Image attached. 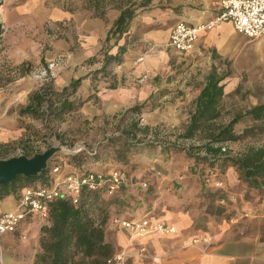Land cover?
<instances>
[{"label":"rangeland","instance_id":"obj_1","mask_svg":"<svg viewBox=\"0 0 264 264\" xmlns=\"http://www.w3.org/2000/svg\"><path fill=\"white\" fill-rule=\"evenodd\" d=\"M126 1L0 0V158L31 157L53 148L48 167L59 165L69 170L71 150L81 146L85 152L96 153L95 162L85 161L87 167L104 171L124 168L134 178L124 188L123 196L118 197L121 203L112 205V215L125 210L128 211L124 215L134 217L155 215L156 219L174 226L177 233L180 228L177 229L176 223L185 218L193 228L207 232L202 237H209V232L223 227L237 237L245 228L251 229L255 221L264 227V186L262 192L248 188L238 181L231 169L224 175L226 180L209 175L202 186L201 166L195 170L193 159L186 154L198 152L196 147L202 141L199 135L183 137L195 98L214 65L216 75L224 76L220 84L224 85L223 104L228 114L221 119L225 121L236 112L244 113L251 106L264 102V48L252 46L249 50L248 47L251 46L249 42H257L261 37L241 35L242 66L236 64L234 55L215 56L202 46H195L188 53L169 50L160 43L142 39L143 33L153 27L150 15L155 18L157 9L162 8L166 22L169 15L181 9L166 10L162 5L166 0H157L151 7L140 9L139 17L133 19L130 30L137 38L128 46L126 57L133 68L146 62L153 68L151 71L145 65L135 78L138 81L140 76L147 74L137 85L141 87L149 79L152 86L146 99L114 113H94L102 103L99 97L83 105L81 96L86 93L82 88H77L72 95L63 89L71 80L89 72L87 60L98 54L103 41L101 34L93 33V27L97 31V26L86 19L97 18L101 28L108 29L118 12L116 6ZM162 25L159 23V27ZM140 57L142 59L137 61ZM113 84L110 82L108 86ZM44 88L63 92L69 100L81 105L76 111L63 115L61 120H56L53 112L46 114L45 102L38 117L21 113L20 109L29 102L31 95ZM95 90L96 85H91L94 96ZM256 124L257 121L244 116L235 129L240 133ZM147 142H154L158 147L123 149L125 144ZM171 143L183 146V151L162 149ZM222 146L232 155L246 151L249 146L264 148V132ZM139 178H149V181H142L140 185L136 181ZM23 186H18L11 195L17 196ZM215 188L225 192V200L215 196L211 200L204 195V190ZM17 237L20 239L18 234ZM25 242L24 252L36 251L38 240L34 245L28 240ZM120 249L126 248L115 247V252ZM6 256L4 251V264H12Z\"/></svg>","mask_w":264,"mask_h":264},{"label":"trees","instance_id":"obj_2","mask_svg":"<svg viewBox=\"0 0 264 264\" xmlns=\"http://www.w3.org/2000/svg\"><path fill=\"white\" fill-rule=\"evenodd\" d=\"M151 5L152 0H127L125 3L116 6L119 10L118 15L111 21L106 30L98 54L87 60V63L101 61V66L90 72L92 78L105 79L111 76L112 68L125 61L128 46L137 38L136 34L131 32L130 25L133 19L137 17L140 9L149 8ZM100 15L103 16L102 12ZM215 68L205 76L204 84L195 98L194 110L190 115L189 124L183 132L185 138L199 135L202 143L196 147L198 152H186V154L193 159V163L196 165L193 167L195 170L196 167L201 166L199 178L202 186L205 185V180L209 178V175L219 177L220 180L222 178L226 180L224 175L231 169L232 172L235 171L241 184L262 192L264 186V148L249 146L246 151L232 155L223 148L222 144L239 141L245 136L264 132V102L251 106L244 113L236 112L225 121L221 119L223 115L228 114V111L224 110L223 104L224 85L220 84L224 76H217ZM82 77L71 80L63 88L69 91L68 95L76 92ZM56 96L57 98H55ZM45 97L47 99L44 100ZM44 102L46 103V114L53 112L56 120H61L63 115L76 111L82 103H74L63 92L44 88L35 91L29 102L20 109V112L38 117ZM244 116H249L258 124L239 133L235 126L242 122ZM131 146L134 148L142 146L146 149L158 147L154 142H147L145 144H125L123 149L128 150ZM162 149L168 152H179L183 151L184 147L171 143ZM69 157L68 171L95 170L87 167L85 161L95 162L96 153L80 150L70 154ZM159 168L163 170L162 166ZM50 169L51 166L49 165L48 168L35 176L18 175L14 182L0 184V199L14 193L15 189L25 185L24 183L34 180L47 182ZM117 169L126 172L129 182L120 186L115 192L109 193L106 187H100L96 190L84 189L79 202L76 204L72 203L69 197L57 198L49 204V216L39 228L38 245L34 253L33 264H106V260L114 254L116 247L105 239V231L110 219L116 215L124 218L134 217L133 215H124L128 210L113 215L111 213L112 205L115 202L121 203L118 197L123 196L124 188L134 179L129 176V172L124 168ZM205 170L207 173L204 172ZM219 173L220 176H218ZM147 180L149 181V178H139L136 181L141 185L142 181L147 182ZM204 195L211 200L213 196L220 200L226 199L225 192L220 188L204 190ZM130 208L133 207H128V209ZM148 217L158 218L155 215ZM203 231L202 235L207 234L205 230Z\"/></svg>","mask_w":264,"mask_h":264},{"label":"crops","instance_id":"obj_3","mask_svg":"<svg viewBox=\"0 0 264 264\" xmlns=\"http://www.w3.org/2000/svg\"><path fill=\"white\" fill-rule=\"evenodd\" d=\"M156 1L152 0V4ZM221 2L222 0H166V3H161L166 10L175 11L177 7L181 9L169 15L168 22L163 21L162 8L157 9L159 11L154 14L155 18L150 15V21H154L153 27L143 33L142 39L155 41L169 50H175L168 45L169 32L173 24L179 20L191 25L204 23L221 10ZM139 15L137 14V17ZM86 20L92 21L97 26V31L93 27L94 34H101L104 37L107 29L101 28L100 24L96 22L97 18H87ZM159 23L163 24L162 27H159ZM241 35L243 34L237 32L231 22L224 21L210 29L202 30L195 46L210 49L215 56L234 55L236 64L242 66ZM260 37L261 39L257 42H249L251 44L248 46L249 50L252 46L264 48V35ZM244 62L248 63L247 60ZM146 63L133 68V64L125 59L123 63L114 66L112 75L105 79H95L90 75L93 69L101 66V61L88 63L89 72L82 77L78 87L86 93L81 96L82 104L88 105L93 98L99 97L102 103L96 107L97 112L94 113H114L121 108H128L140 103L148 97L150 86H152L149 79L141 87H138L139 83L137 80L135 81L145 65L153 71L149 62ZM130 69L132 70L130 71ZM124 77L126 79H123ZM110 82H114V86H108ZM91 85H96L95 96L90 91ZM18 197L19 193L17 196L10 194L4 199H0V213L14 209ZM41 224L40 220L36 222L35 219H27L17 232L1 235L0 240L9 262L12 264H33L35 250L24 252L26 248L22 246L27 244L25 242L27 240L31 245L36 243ZM176 225L177 229L180 228L178 233L177 231L173 234L147 233L136 237L129 236L119 230H113L108 223L105 239L116 247L127 249L129 257L125 264H264V227H261L259 222L255 221L251 229L245 228L242 235L237 237L230 230H225L224 227L215 229L209 232V242L200 240L198 243H193L192 239L195 236L202 237L200 229L193 228L190 221L185 218H181ZM141 248H145V251L141 252Z\"/></svg>","mask_w":264,"mask_h":264},{"label":"built area","instance_id":"obj_4","mask_svg":"<svg viewBox=\"0 0 264 264\" xmlns=\"http://www.w3.org/2000/svg\"><path fill=\"white\" fill-rule=\"evenodd\" d=\"M224 21L232 23L234 29L249 38L264 35V0H222L221 10L211 19L198 25H191L183 20L177 21L170 29L168 45L181 52H190L202 30L210 29ZM142 58H138L140 61ZM147 77L144 73L139 77L142 82ZM81 146L71 152L82 150ZM89 153H94L87 151ZM128 182L124 170L108 169L105 171L87 170L85 172H70L59 165L50 169L47 182H37L24 186L20 192L16 207L0 213V237L4 233H15L27 219L47 220L49 204L57 198L69 197L72 203L80 200L84 189L96 190L106 187L109 193L115 192ZM145 185V183H144ZM110 224L120 230H125L131 236L147 233L173 234L176 228L162 219H152L147 215L124 218L119 215L110 219ZM200 240L209 242V237H194L193 243ZM141 252L145 248H141ZM129 257L127 249H120L106 260V264H125ZM0 264H4V247L0 240Z\"/></svg>","mask_w":264,"mask_h":264},{"label":"water","instance_id":"obj_5","mask_svg":"<svg viewBox=\"0 0 264 264\" xmlns=\"http://www.w3.org/2000/svg\"><path fill=\"white\" fill-rule=\"evenodd\" d=\"M54 153L53 148H49L34 156L26 155L12 156L0 159V184L14 182L16 176H35L48 167V160Z\"/></svg>","mask_w":264,"mask_h":264}]
</instances>
